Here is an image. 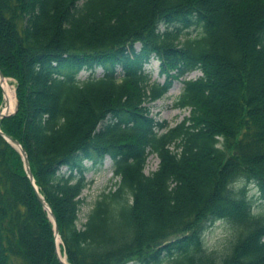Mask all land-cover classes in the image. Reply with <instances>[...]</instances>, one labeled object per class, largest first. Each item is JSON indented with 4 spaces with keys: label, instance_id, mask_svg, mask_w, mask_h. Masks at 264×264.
Instances as JSON below:
<instances>
[{
    "label": "trees",
    "instance_id": "trees-1",
    "mask_svg": "<svg viewBox=\"0 0 264 264\" xmlns=\"http://www.w3.org/2000/svg\"><path fill=\"white\" fill-rule=\"evenodd\" d=\"M0 72L16 97L0 131L24 149L67 264H264L248 195L264 203V0H0ZM174 82L172 107L188 115L170 127L150 105ZM105 158L119 183L78 228L84 162ZM217 221L233 228L220 257L203 243ZM0 264H61L1 135Z\"/></svg>",
    "mask_w": 264,
    "mask_h": 264
},
{
    "label": "rangeland",
    "instance_id": "rangeland-1",
    "mask_svg": "<svg viewBox=\"0 0 264 264\" xmlns=\"http://www.w3.org/2000/svg\"><path fill=\"white\" fill-rule=\"evenodd\" d=\"M193 36L195 31H192ZM158 62L156 60H151L150 64L147 65L146 71H149L152 79L158 82H163V77L158 76ZM101 69H97L95 72L96 76L101 74ZM88 75V72L82 71L79 74L80 79H84ZM200 76L199 72H193L189 74L187 79H194ZM9 80V85L14 91V107L16 105L15 97V83L12 79L6 78ZM182 85L179 82H174L172 88L168 93L159 99L158 101L150 105L151 115L158 121H166L170 127L178 124L184 116L188 115L187 110H178L172 107L173 101L177 98L181 91ZM4 102V99H3ZM4 108V104L2 109ZM1 109V110H2ZM16 150V149H15ZM85 166L89 170L85 174L87 185L80 195L82 204L78 214V228L86 221V216L92 209L95 202L100 198L102 193H108L109 191H114L117 188L119 179L113 176L111 161L109 158H105L102 166H92L90 162H84ZM158 165V159L154 156H149L147 159L145 174H149L156 170ZM65 168H62L61 171H64ZM248 195L253 197L254 206L253 213L255 214H264V203L261 204L256 200L257 192L253 185L248 186ZM233 228L226 222L217 221L207 226L203 232V243L204 247L208 252H212L218 257L223 255L227 247V241L231 237ZM60 251V250H59ZM61 255V253H60ZM62 258H65L64 255H61Z\"/></svg>",
    "mask_w": 264,
    "mask_h": 264
},
{
    "label": "water",
    "instance_id": "water-1",
    "mask_svg": "<svg viewBox=\"0 0 264 264\" xmlns=\"http://www.w3.org/2000/svg\"><path fill=\"white\" fill-rule=\"evenodd\" d=\"M4 80H6V78L0 72V88L2 90L3 99H4V109L6 110V112L0 111V119L8 117V116L14 114V112H15V108L13 109L12 112H9V110H8L9 105H8L6 99H5V92H4V90L2 88V85H1ZM0 135L6 140V142L11 147L16 149L17 152L19 153V155H20V157L22 159V162H23V168H24L25 174H26L27 178L29 179L31 185L33 186V189H34L35 194H36V198H37L38 202L42 205L44 210L47 212L48 217H49L51 223L53 224V232H54L55 248H56L57 258H58V260H59V262L61 264H67L66 261H65V258H61L60 254L58 252V249H57L56 239L58 238L60 240V238H59V234H58V227H57V224H56L55 217H54L51 209L47 205V203L44 201L43 197L37 191V187L34 184L33 175L31 173V170H30V167H29V162H28V159H27V156H26V153H25L24 149L20 146V144L17 141H14V140L8 138L3 133H1V131H0Z\"/></svg>",
    "mask_w": 264,
    "mask_h": 264
},
{
    "label": "bare ground",
    "instance_id": "bare-ground-1",
    "mask_svg": "<svg viewBox=\"0 0 264 264\" xmlns=\"http://www.w3.org/2000/svg\"><path fill=\"white\" fill-rule=\"evenodd\" d=\"M8 82L9 80H4L1 85L5 92V99L9 105L8 110L9 112H12L14 109L15 98H14V91L12 90ZM1 111L6 112L4 108ZM56 245H57L58 252L60 254V251H59L60 240L58 238L56 239Z\"/></svg>",
    "mask_w": 264,
    "mask_h": 264
}]
</instances>
